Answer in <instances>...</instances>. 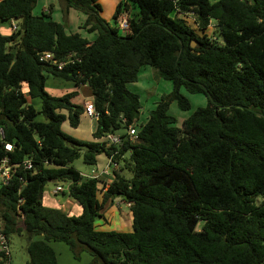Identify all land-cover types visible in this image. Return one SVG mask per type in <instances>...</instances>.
Masks as SVG:
<instances>
[{"label":"trees","instance_id":"obj_1","mask_svg":"<svg viewBox=\"0 0 264 264\" xmlns=\"http://www.w3.org/2000/svg\"><path fill=\"white\" fill-rule=\"evenodd\" d=\"M127 1L135 12L120 34L129 4L118 3L109 23L98 0H61L84 13L90 41L67 33L50 10L32 15L37 0H0V23L17 22L16 31L0 32V159L16 165L0 184L3 233L26 241L27 264H57L51 243L66 245L75 260L87 253L88 264H264V0ZM44 53L76 60L58 70L39 61ZM143 67L172 89L138 125L140 99L127 86ZM49 75L89 88L95 141L61 130L64 122L78 127L83 107L71 102L77 91L50 95ZM182 90L206 105L178 128L168 109H190ZM108 134L121 137L119 149L98 141ZM116 149L130 179L117 169L107 183L69 167L82 151L83 162L96 165ZM50 182L68 185L79 215L42 205ZM116 194L129 205V232L96 225Z\"/></svg>","mask_w":264,"mask_h":264},{"label":"rangeland","instance_id":"obj_2","mask_svg":"<svg viewBox=\"0 0 264 264\" xmlns=\"http://www.w3.org/2000/svg\"><path fill=\"white\" fill-rule=\"evenodd\" d=\"M214 2L216 0H210ZM123 2V4H129V10L126 12L128 15L132 16L135 12L133 8H131L130 3L127 0H98V3L101 8V18L106 22L112 23L116 7L118 3ZM51 9V16L50 18L53 19L55 22L61 23L65 25L67 33L72 34H79L82 37L93 40L95 34H88L85 29H82L81 26L85 19L84 13L79 9L73 8H64V3L61 0H37L35 6L32 9V15L38 16L41 15L43 12L48 13L47 11ZM126 15V14H125ZM192 18L189 17V20ZM17 24L16 21H10ZM10 22L0 23L1 33L4 35H8L11 33L9 27ZM213 27L212 25L210 28ZM213 28H211L212 30ZM120 34H124V31L119 30ZM134 87H138L143 89L144 91L136 90ZM127 88L135 92L139 95L140 103L142 110L139 112V116L137 119V124H143L146 119L148 118L149 112L154 109L156 103L159 102L161 97L167 96L172 89V84L169 81L161 79L157 71L151 67H143L139 69L137 75V81L135 83H130ZM45 90L52 96H61L64 93H69L73 91H77V95L71 99V102L75 105L82 106L85 101L91 100V93L87 86L76 87L73 86L71 82L61 81L58 78L53 76H46L45 80ZM181 93L186 97V99L190 103V109L188 111L180 110L175 102H171L168 109V114L172 116L176 123V127H180L181 122L183 119L189 117L193 111L197 108H202L206 105V99L203 95L200 94H188L184 90ZM34 105L38 108L39 105L38 100L35 102L33 101ZM148 104V105H146ZM93 120L82 115L80 118V123L77 128L73 129L69 127L67 122H64L61 126V130L70 135L71 137L79 140V141H88L91 142L92 140V131H93ZM83 152V151H82ZM80 152V156L78 159L74 160L69 167L73 168L77 171L82 177L88 176L91 174L93 170L100 171L102 167L105 166L106 157L104 154H101L98 159L96 165H87L82 160L83 153ZM128 156L125 155V158ZM119 174L125 179H130L132 177V173L123 167V161L116 160ZM56 186H60L63 189V192H59L57 194H53V190ZM68 185L66 183L60 182H50L47 183L41 197V203L44 207L56 209L55 201L58 203H63L68 198ZM79 208V206H78ZM116 213V219L122 216L121 214L124 213L125 215L128 214L130 211L126 207L125 204L120 206L113 207ZM80 210V209H79ZM110 214H108L109 216ZM114 218V217H113ZM123 219V217H121ZM120 218V219H121ZM122 221V220H121ZM129 222H118V224L113 227L114 231L120 232H129L127 229V225ZM107 227V226H105ZM119 227V228H118ZM200 225L197 226V230H199ZM110 231V230H107ZM10 245V254H11V261L10 264H27L28 256L25 251L26 241L21 237L12 236L9 239ZM59 264H88L87 259L89 258L88 254H82L79 260H75L72 254H56Z\"/></svg>","mask_w":264,"mask_h":264},{"label":"built area","instance_id":"obj_3","mask_svg":"<svg viewBox=\"0 0 264 264\" xmlns=\"http://www.w3.org/2000/svg\"><path fill=\"white\" fill-rule=\"evenodd\" d=\"M127 17H128V14L126 12H123L120 15L119 20H118L119 21L118 29L124 32L128 31L129 29ZM9 29L11 32L16 31L17 24L14 22H10ZM74 59H75V54L73 53L67 55L65 62H57L56 60L53 59L50 53L41 54L39 57V61L51 64L55 66L58 70H61V68H63V66L66 65L67 63L74 62ZM83 115L96 121L97 113L95 112L92 101H86L84 103ZM126 135L128 136L130 141H132L135 138L136 130L133 124L127 127ZM0 136L1 138H3V133L1 129H0ZM98 141L103 142L104 144H106V146H112L116 148L122 146V139L118 134H108L100 138ZM4 149L7 152H11L12 146L10 144H4ZM118 149L112 151L109 156H106L105 166L102 167L100 171L95 172V170H93L91 174L85 177L86 178H97V179L109 177L112 179V172L118 169V166L115 160V157L119 155ZM14 167H16V165H12V166L9 165L8 158L0 159V184L2 185L7 184L9 180V176H10V171ZM22 167L26 170H30L31 169L30 161L29 160L24 161L22 163ZM59 192H63V189L60 186H56L55 189L53 190V194L55 195ZM10 261H11V254H10L9 238L3 233V230L0 224V264H10Z\"/></svg>","mask_w":264,"mask_h":264},{"label":"crops","instance_id":"obj_4","mask_svg":"<svg viewBox=\"0 0 264 264\" xmlns=\"http://www.w3.org/2000/svg\"><path fill=\"white\" fill-rule=\"evenodd\" d=\"M50 16H51V9H50ZM0 32H1V29H0ZM134 89L140 90V91H144L143 89H140L138 87H134ZM133 93H135V92H133ZM135 94H137V93H135ZM84 103H83L82 107L84 106ZM146 105H148V104H146ZM37 106L39 107V105H37ZM142 108L143 107H141L140 111L142 110ZM92 126H93V131H94L95 126H96V121L95 120H93ZM72 130H73V128H72ZM93 131H92V133H93ZM90 141H95V140L92 137V140H90ZM125 155H128V153L125 154ZM98 157H97V159H98ZM95 172H97V170H95ZM102 179L105 182H107V183H109L111 181V178H109V177L102 178ZM43 202H44V200L42 201V203ZM54 204H55V206H58V207H56V209H59L62 212L67 213L68 215H75V216H77V215H79L81 213L80 206L78 208V205L75 204L70 198H67V200H65L63 203H58V202L55 201ZM122 204H125L126 207L129 209V205L126 202H124L121 198H118V197H115L113 199V203L112 204H109V203L106 204L105 210L103 212L104 220L98 219V221L96 222V225L99 227L100 230H110V231H114L113 230L114 225L116 226L118 224V222H122V221L123 222H126V223L128 221L129 224L127 225V227H128L127 229L129 231L131 230V224L132 223H131V220H130V218H131L130 217V213H128L126 215L124 213H122L121 214L122 215L121 217H123V219L120 217L121 219L119 218V220H115L116 219L115 217H116L117 211L113 207L120 206ZM108 214H110V215L108 216ZM105 226H107V227H105ZM114 228H116V227H114ZM117 232H120V231H117ZM51 246L53 247V249H54V251H55L56 254H62V253L63 254H71L69 248L66 245L62 244V243H51ZM82 254H87V253L83 252V253H81V255ZM90 260H91V257L89 256V258L87 259V262H89ZM57 264H59L58 259H57Z\"/></svg>","mask_w":264,"mask_h":264},{"label":"water","instance_id":"obj_5","mask_svg":"<svg viewBox=\"0 0 264 264\" xmlns=\"http://www.w3.org/2000/svg\"><path fill=\"white\" fill-rule=\"evenodd\" d=\"M194 46H195V42L192 41V43H191V47L193 48ZM115 196L119 198V196H118L117 194H116Z\"/></svg>","mask_w":264,"mask_h":264}]
</instances>
